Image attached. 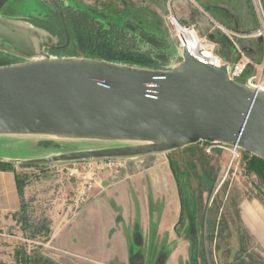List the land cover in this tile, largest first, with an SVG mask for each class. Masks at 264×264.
<instances>
[{"label": "rangeland", "instance_id": "1", "mask_svg": "<svg viewBox=\"0 0 264 264\" xmlns=\"http://www.w3.org/2000/svg\"><path fill=\"white\" fill-rule=\"evenodd\" d=\"M64 1L84 8L101 9L114 18L140 19L145 29L155 36L152 39L157 44L163 42L162 47L168 46L162 51L171 54L170 58L173 62L182 60V48L174 26L169 22L171 13L182 26H195L198 34L213 36L222 41V45L217 43V53L223 57V60L233 61L236 54L233 46L232 52L224 47L225 42L222 38L225 37L228 41L229 39L218 25L226 27L225 24L228 26L230 23L226 22L224 25L220 23V15H224L228 21L246 20L255 24L257 22V28L259 26L252 0H205L204 2L186 0L187 3H182V0ZM50 4L46 7L41 0H0V16L23 20L40 13H51L55 7ZM261 6L264 15V0H261ZM229 43L231 46L230 41ZM239 43L254 63L258 64L261 49L264 52V40L239 39ZM46 51L50 56L69 57L68 53H52L48 49ZM22 61V58L0 49V66ZM248 71L250 67L240 79L241 82L246 81L249 76ZM116 144L118 143L50 136H0V157L28 160L71 150L109 147ZM204 151L200 144H194L167 154H151L128 159L125 169L113 180L147 169L162 175L170 172L173 174L170 183L165 177L162 178V186L158 187L159 192H162L158 205L153 206L155 203L149 192L150 208L146 206V209L142 210L135 194L137 210L133 218L130 213L120 212L121 218L117 222V228L113 230H99L98 222L102 219L98 214L97 219L91 220L87 225V229H90L91 237H95L99 232L98 241H106L107 246L100 247L105 248L104 253H101V249L94 251L93 248L96 247L80 246L76 248L79 249L77 253L69 255L72 258L69 263H66V259H61L60 263L264 264V246L261 247L256 239L243 229L237 217V203L242 199L253 198L264 204V180L257 172L251 171L248 164L252 154L241 150L240 160L230 166L229 154L225 149L217 147L212 154ZM69 164L71 163L38 167L12 165L17 166L22 182L27 177L30 178L29 186L26 187V183H23V191L26 187V203L21 216L25 239L23 243L28 247V257L34 258L35 253L39 252L54 263L56 261L53 257L58 258V251L53 248V243L50 244L48 241L57 229L69 225L67 220L72 215L70 214L59 224L55 223L52 211L55 209V204L52 203L51 197L54 199L57 195L59 185L70 186L73 190L72 181L64 176L65 171H61ZM46 186L55 189L51 197L44 195ZM92 200L91 195L89 202ZM26 219L29 220L27 224H35L39 219L47 220L49 232L46 234L44 231V234L32 237L31 230L26 226ZM38 264L50 263L41 261Z\"/></svg>", "mask_w": 264, "mask_h": 264}, {"label": "water", "instance_id": "2", "mask_svg": "<svg viewBox=\"0 0 264 264\" xmlns=\"http://www.w3.org/2000/svg\"><path fill=\"white\" fill-rule=\"evenodd\" d=\"M70 42L68 27L57 0ZM58 38L0 16V49L23 59L0 66V136L130 143L0 162L29 167L167 154L207 142L264 159V91L232 80L228 64L182 60L156 70L87 57H54Z\"/></svg>", "mask_w": 264, "mask_h": 264}, {"label": "crops", "instance_id": "3", "mask_svg": "<svg viewBox=\"0 0 264 264\" xmlns=\"http://www.w3.org/2000/svg\"><path fill=\"white\" fill-rule=\"evenodd\" d=\"M202 1L204 2L205 0ZM181 2L187 3L186 0H182ZM197 5L200 6L199 3H197ZM219 20H221L220 23L223 25L229 22L231 27L225 24L226 27L235 29V31L237 30L241 33H250L254 31L258 25L257 22L255 24L254 22L251 23L241 19L240 22L235 19L234 21H228L224 15H220ZM238 27L240 29H238ZM261 52L258 60L259 65L264 61V52L262 49ZM255 70L256 68L250 66V71H248L249 73H247V75L256 73ZM16 167L17 166H14L12 169L0 168V264L21 263L22 255L24 254L27 257L29 253L27 245L23 243L25 239L22 233L23 223L21 216L26 203L25 190L26 187L29 186L28 183L30 178L27 177L25 181L22 182V184L26 183V187L24 191H21L18 180L20 179L22 181V178ZM163 177L169 180L170 183L172 182L173 174L170 172L162 175L161 173L147 169L142 172L127 174L115 180L108 175L103 176L101 181L97 182L92 193L93 200L83 204L81 209L74 212V216L73 211L70 210L71 208L65 202L68 198L67 196L71 195L73 192L71 187L59 185L57 195H55L53 199V197H51L52 193L55 191L54 188L52 189L53 185L51 187L46 186L44 195L51 197L52 203L55 204V209L52 210L54 212L55 223L59 224L65 221L70 214L72 215L67 220L69 225L60 228V230L57 229V232L55 231L48 241L50 244L53 243V248L58 251V258L53 257L56 261L55 263L63 264L60 263L61 259H66V263H69V260H72L69 255L75 254V252L77 253L79 249L76 248L80 246L96 247L93 248V250L96 251L101 249V253L103 254L105 248L100 247H104V245L107 246V243L104 240L98 241L99 232L95 237L90 236V229H87V225H89L90 221L93 219L96 220L99 214V216H101L100 219H102L100 222L97 221L99 230L116 229L117 222L121 218L120 212L126 214L130 213L132 214V218L136 213L137 202L135 194H137V200L139 199L142 210H145L146 206L149 207L151 204L149 192L152 194L153 203H155L153 206L158 205V201L162 196V192H159L158 187L161 185ZM141 193L144 194V196H142ZM237 204V217L239 223L242 225L243 229L254 237L256 242L263 247L264 204L253 198L242 199ZM63 255L67 256L65 257Z\"/></svg>", "mask_w": 264, "mask_h": 264}, {"label": "trees", "instance_id": "4", "mask_svg": "<svg viewBox=\"0 0 264 264\" xmlns=\"http://www.w3.org/2000/svg\"><path fill=\"white\" fill-rule=\"evenodd\" d=\"M44 5L48 7L50 2L44 1ZM68 27L70 42L64 47L66 41V33L64 24L54 2L51 6L55 9L51 13L29 16L23 20L41 27L59 40L58 47L54 48L52 53L64 52L68 56H80L94 58L114 62L118 64H126L130 66L144 67L156 70L170 69L177 62L171 61L170 55L163 52V42H155L144 24L138 18H114L108 12L98 8H84L74 3H67L64 0H57ZM210 39L216 43L222 41L218 38L210 36ZM224 47L233 51L229 41L223 37ZM222 45V43H221ZM64 56V55H61ZM226 60V59H225ZM179 61V60H178ZM230 61V60H227ZM249 168L251 171L257 172L264 180V159L251 155ZM1 169H12L13 166L8 163L0 162ZM18 184L20 190H23L22 181L19 179ZM26 226L32 232V237H37L41 233L49 232L48 221L39 219L35 224H27ZM45 231V232H44ZM21 264H36L46 261L55 264L54 261L47 259L39 252L33 257L22 255Z\"/></svg>", "mask_w": 264, "mask_h": 264}, {"label": "built area", "instance_id": "5", "mask_svg": "<svg viewBox=\"0 0 264 264\" xmlns=\"http://www.w3.org/2000/svg\"><path fill=\"white\" fill-rule=\"evenodd\" d=\"M252 2L259 22V26L255 31H252L251 33H241L218 25V28L221 29L222 32L228 37L232 44L231 46L234 48L236 58L233 61L223 60V57L217 53L218 44L211 40L209 35L198 34L195 26H182L179 22H177V18L172 13L170 15L169 22L172 24V26H174L176 35L179 37L181 42V48H184L186 45L181 38L180 30H183L184 33H187L188 35L198 34L201 43V49L198 55L195 56L197 60L218 67L228 64L227 73H229V76L232 80L237 82L240 81V79L244 77L245 71H247L250 66H255L256 73L249 75L244 83L252 88L264 91V61L261 65L255 64L253 59L249 57L247 52L242 48V46H240L239 43V39L259 38L264 40V15L262 12L263 7L261 6V0H252ZM199 144L203 147L205 150L204 152L207 154H212V151L217 147L228 151L230 166L233 165L235 161L240 160L241 149L237 146L234 147L224 144H210L207 142H201ZM127 161L128 159L123 158H109L76 162L64 166L61 171H65L63 172L64 176H66L70 182L72 181L73 184V193L72 195L68 196L69 198L66 200L67 204L71 208L70 210H72L73 213L77 212L83 204L90 200L97 182L101 181L104 175L115 178L119 172L125 169ZM74 215L75 213L73 216Z\"/></svg>", "mask_w": 264, "mask_h": 264}, {"label": "bare ground", "instance_id": "6", "mask_svg": "<svg viewBox=\"0 0 264 264\" xmlns=\"http://www.w3.org/2000/svg\"><path fill=\"white\" fill-rule=\"evenodd\" d=\"M182 31L180 30V35L184 44L193 53L194 56H197L201 49V43L198 34L188 35L187 33H184V31Z\"/></svg>", "mask_w": 264, "mask_h": 264}, {"label": "flooded vegetation", "instance_id": "7", "mask_svg": "<svg viewBox=\"0 0 264 264\" xmlns=\"http://www.w3.org/2000/svg\"><path fill=\"white\" fill-rule=\"evenodd\" d=\"M47 1L52 2V0H47ZM53 49H54V48H53ZM50 51H53V50L51 49ZM125 144H130V143H118V144H116L115 146H118V145H125ZM71 151H73V150H71Z\"/></svg>", "mask_w": 264, "mask_h": 264}]
</instances>
